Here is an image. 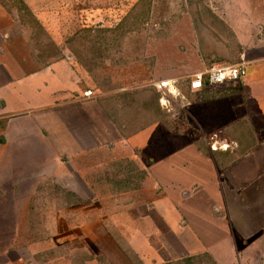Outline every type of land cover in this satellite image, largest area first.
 <instances>
[{
  "label": "crops",
  "instance_id": "crops-1",
  "mask_svg": "<svg viewBox=\"0 0 264 264\" xmlns=\"http://www.w3.org/2000/svg\"><path fill=\"white\" fill-rule=\"evenodd\" d=\"M1 39L0 177L8 168H46L43 172L56 179L65 175L63 168H104L124 162L137 165L144 174L143 191L128 197L123 194L115 204H133L120 209L126 214L125 221L122 214L117 218L113 215L119 231L130 236L153 235L148 233L156 228L148 222L152 220L136 218L129 211L138 202L152 200L157 186H166V197L157 196L149 205L155 208L161 226L169 228L188 247L184 248L190 250L189 254H206L213 264L250 260L264 264V55L248 60L246 68L252 66L253 70L247 71L239 84L199 91L186 88L174 100L181 102L179 123L183 130L167 132L163 136L167 143L158 144L146 127L152 124L151 120L147 122L149 110L145 106L136 109L131 89L122 96L103 93L99 98L85 99L83 92L91 81L72 55L62 53L57 60L25 73L21 61L28 58L12 47L10 37ZM245 54L242 49L235 58L243 59ZM229 59L219 54L208 63L226 65ZM208 63L196 73L206 69ZM168 77L165 75L161 82L171 81ZM137 110L142 121L138 130ZM118 123L126 127L121 130L124 134L119 133ZM184 125L189 128L184 130ZM205 139L211 140L208 145ZM154 148L161 157L154 164L156 168L150 163ZM34 157L40 162H33ZM7 184L0 179V220L9 214L15 224L10 232L0 228V264H22L21 256L9 261L6 254L17 245L22 210L30 202L21 196L9 197ZM54 184L62 190L67 188L57 181ZM35 200L38 203L39 197ZM11 204L15 206L8 209ZM75 211L65 208L64 219ZM130 217L137 224L126 225ZM38 231L36 236L40 235ZM22 233L23 238L24 228ZM42 243L32 242L28 249H37Z\"/></svg>",
  "mask_w": 264,
  "mask_h": 264
},
{
  "label": "rangeland",
  "instance_id": "rangeland-1",
  "mask_svg": "<svg viewBox=\"0 0 264 264\" xmlns=\"http://www.w3.org/2000/svg\"><path fill=\"white\" fill-rule=\"evenodd\" d=\"M1 36L10 37L12 47L28 58L21 61L25 73L67 53L91 81L87 90L93 89L96 97L103 93L122 96L131 89L136 109L145 106L149 110L147 122L152 124L147 129L152 130L158 144L167 143L163 137L167 132L183 130L179 123L181 102L173 101L178 96L166 91L162 94L157 84L169 76L181 95L189 88L191 75L219 54L229 56L226 65L244 61L246 66L252 57L264 55V0H0V47ZM242 49L246 57L235 58ZM211 65L219 64H207ZM138 114L137 110L136 130L142 125ZM187 127L184 125V130ZM118 128L124 134V124L118 123ZM210 141L204 140L206 145ZM152 153L150 163L156 168L154 164L161 157L156 148ZM39 159L31 158L36 163ZM70 169L63 168L65 175L56 179L43 172L46 168H8L1 175L0 179L8 182L9 197L21 196L30 202L22 210L24 237L20 229L17 245L6 254L9 261L19 255L22 264H184L180 261L196 257L191 263L213 264L206 254H189L188 247L185 249V244L159 223L155 208L149 204L156 202L157 196L166 197V186H157L152 200L138 202L129 211L136 218L151 219L148 222L156 228L148 233L153 235L130 236L118 230L113 215L117 218L122 214L125 221L126 214L120 209L133 204H115L123 194L128 197L143 191L144 174L137 165L124 162ZM78 169L86 173L79 174ZM55 181L72 192L62 190ZM14 185L19 188L13 189ZM112 199L116 200L113 204ZM67 207L77 211L64 219ZM128 222L137 224L131 217L126 225ZM13 224L9 214L0 220L5 231H12ZM32 242L43 243L29 250Z\"/></svg>",
  "mask_w": 264,
  "mask_h": 264
},
{
  "label": "built area",
  "instance_id": "built-area-1",
  "mask_svg": "<svg viewBox=\"0 0 264 264\" xmlns=\"http://www.w3.org/2000/svg\"><path fill=\"white\" fill-rule=\"evenodd\" d=\"M246 74L247 68L244 61L231 65H211L203 71L192 75L188 86L190 90L199 91L205 87L214 88L223 84L236 85L242 81ZM156 87L162 94H165L166 91L172 97H181L180 93L176 91L173 81L159 82ZM83 97L85 99H94L96 94L89 89L83 92ZM222 147L224 148L225 146ZM210 148L214 149L215 147L211 145Z\"/></svg>",
  "mask_w": 264,
  "mask_h": 264
},
{
  "label": "trees",
  "instance_id": "trees-1",
  "mask_svg": "<svg viewBox=\"0 0 264 264\" xmlns=\"http://www.w3.org/2000/svg\"><path fill=\"white\" fill-rule=\"evenodd\" d=\"M198 257V256H197ZM194 259H196V257H188L185 260H181L180 262L184 263V264H193L191 263Z\"/></svg>",
  "mask_w": 264,
  "mask_h": 264
}]
</instances>
